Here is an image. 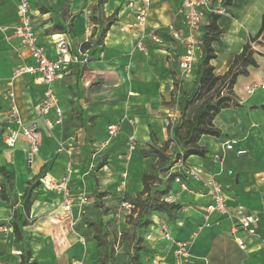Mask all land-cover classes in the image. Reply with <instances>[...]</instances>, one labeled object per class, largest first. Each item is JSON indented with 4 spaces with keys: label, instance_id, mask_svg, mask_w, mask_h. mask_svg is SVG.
<instances>
[{
    "label": "crops",
    "instance_id": "0c3cea01",
    "mask_svg": "<svg viewBox=\"0 0 264 264\" xmlns=\"http://www.w3.org/2000/svg\"><path fill=\"white\" fill-rule=\"evenodd\" d=\"M17 1L0 0L1 26L11 28L16 25ZM73 1L75 0H71V2ZM128 1L123 0L118 9L114 10L117 11V15L115 13L114 16V24L109 27L103 40V46H107L110 50L114 51L117 49L116 47L119 49L123 47V54L126 58L93 61V50L90 49L86 64H69L62 78L56 82L60 83L67 91L77 78L91 82L96 77L113 75L116 80L115 88L107 89L108 92L103 94L107 97L115 94L121 100L125 99L115 105L114 109L117 110H111L119 114L118 120L106 125L107 127L110 124H119V134L115 138H106L96 142L97 147L95 154L92 155V163L86 170L80 167L70 168L67 155L60 153V155L52 156L53 147L58 142L65 144L71 150L82 149L84 152L86 128L84 125L71 126L72 113L67 110L64 102L62 105L60 104L64 114L61 126L55 125L52 113L47 114L43 119L40 116L39 107L45 88L33 76L23 75L14 79L13 90L22 121L26 124L34 123L36 125L39 150L37 153L31 154L29 144L21 136L13 146L5 144L4 138L10 130L15 129L8 120L7 103L2 99L5 83L12 77V72L16 68L31 65L32 60L28 52L16 39L10 36L9 32H0V141L5 146L0 147V167H4L11 177V181L8 182L0 176V184L3 183L6 186L9 198L8 201L0 200V224L11 228L10 231L0 232V243L7 244L13 256H20L23 250L19 248L18 244L22 240L20 227L24 233H33L30 231L32 227L40 229L44 227V223H51L49 219L41 216L52 211L56 212V208L60 205L61 195L54 190L55 193H51L50 190L53 183H59L67 176L69 187L74 184L75 178L86 184V177L90 173L92 174L93 164L97 161L99 171L95 173V177L98 178V190L107 192L104 200L106 198L119 200L125 193L136 197L142 190L141 177L147 175L156 163V158H143L139 151L146 150L149 145L159 147L166 141L173 140L172 128L177 125L179 118L178 102L181 98L183 99L184 94L190 93L193 81L192 79L190 82L184 81L177 84L179 90L173 91V82L177 83L179 73L178 59L183 49L176 42L167 38L166 31L169 27L180 28L177 16L178 0H169L154 8V11L160 14L159 16L163 20L164 24L162 25L158 23L151 25L148 13L147 31L157 30L162 42L155 44L145 40L147 53L140 52L135 48L139 31L134 27L133 11L139 7L141 0H131L134 5L133 10L127 7ZM29 2L36 33L50 55H55L52 40H56L58 36L69 41L74 51L79 44L88 39L89 35V41L95 39L94 30L90 32L89 27L83 21L85 17L88 22L87 16L82 15V17L75 18L73 27H67L61 32L54 31L52 29L56 23L47 22V14L45 12L38 14L32 0ZM169 7L171 19L165 17L164 14V11ZM112 37H115L117 46L113 45ZM101 53L103 56V51ZM256 62L257 69L249 70L247 77L239 76L236 80L233 92L238 107L235 110L221 111L214 120V125L221 131L220 138L208 136L200 138L199 145L208 151L206 158L200 159L191 156L185 161L186 166L189 165L190 169L198 174L199 179L191 177L182 179L187 186L185 191L173 182L177 188L173 192L174 202L182 206L176 212V216L173 220L165 222L158 215L152 216L154 229H152L148 240L153 246L164 247V253L159 257L163 261L162 264H172L173 246L165 243L158 234L157 230L161 224L166 226L167 232L173 240L190 241L187 264H264V247L260 246V240L242 232L233 233L231 221L225 216L217 213L210 214L208 220L210 226L196 232L197 227L203 223V211L211 202L204 182L215 179L222 187L229 211L256 215L259 218L258 233L261 238H264V89L258 90L257 93L250 96L245 92V87L254 83H264V64L261 61L256 60ZM171 101L174 103L173 105H170ZM231 113L235 115L234 118H231ZM129 137L134 139V146L127 145ZM232 139L237 140L239 148L246 152L244 154L246 161L238 168L235 182L230 179L225 185L221 182V178L227 177L230 172L229 170L225 171V157L230 153L222 152L221 147L224 142ZM176 149L175 143H170L167 154L172 155ZM128 151L130 153L127 161L123 164L126 176L124 182H121L119 181L120 175H118L122 172L121 167L118 168L108 162L113 156H119ZM39 153L40 156H37ZM24 155L33 157L31 166L24 165L22 160ZM212 155L222 157V165L212 161ZM83 157L87 158L86 152ZM100 164L105 165L99 167ZM143 165L145 166L143 167ZM67 169H69L68 174L66 173ZM167 177V172L159 175L161 183L156 189H163ZM38 181L41 184L38 185ZM113 181L120 183V189L123 190L115 189ZM34 183L40 189L37 190L36 187L30 195L24 194L28 184L34 185ZM77 186L81 189V183ZM172 189L171 185V191ZM27 200L31 203L28 214L24 211V203ZM14 214L17 215V218L14 217ZM19 215H21L20 219L25 218L30 222H22V224H27L26 226L17 225L21 233V240L16 239L11 225L12 221L17 224ZM195 232L196 236L191 240V236ZM234 238L240 239L246 249L241 250L236 245Z\"/></svg>",
    "mask_w": 264,
    "mask_h": 264
},
{
    "label": "rangeland",
    "instance_id": "374dc122",
    "mask_svg": "<svg viewBox=\"0 0 264 264\" xmlns=\"http://www.w3.org/2000/svg\"><path fill=\"white\" fill-rule=\"evenodd\" d=\"M122 1L108 0L102 7L96 5V0H75L73 2L71 0H32V3L38 14L43 12L47 14V22L56 23L52 30L61 32L67 27H73L74 19L84 15L88 17V22H86L83 16L85 25L89 27L90 32L94 30L95 35L101 29L106 28L109 23L112 22V25L114 24L115 19L112 13L116 8L118 9ZM166 1L169 0L151 1L149 9V22L150 24L152 23L151 25H155L154 23L164 24L159 16L160 14L154 11V8ZM224 6L227 14L221 15L220 20L217 22L221 33L219 39L212 43L217 56V59L211 62L215 67V73L221 75L225 72L234 55L238 54L242 46L250 41L254 58L264 64V0H230L229 3L228 1L224 2ZM170 7L172 10L171 5ZM170 7L164 11L165 17L169 19H171ZM92 25L95 27L92 28ZM262 27L263 31L259 33ZM112 39L113 45L116 44L117 46L115 37H112ZM95 40L96 38L88 43L91 44L89 48L93 50V61L126 58L123 54V47L120 46L122 49L116 47L117 49L113 51L108 49L107 46H103V41L102 47L96 45ZM102 51L104 54L100 56ZM198 56L199 50L195 52L196 60ZM249 70L252 71V68H248ZM188 81L190 82V80ZM115 82L114 76L110 75L96 77L91 82L77 78L67 91L60 83L52 85L60 104L62 105L64 102L67 110L72 113L71 126L79 127L84 125L86 128L83 149L87 154V158L83 157L84 152L82 149L71 150L60 142L54 145L52 156L60 155V153L67 155L69 159L68 165L72 169L80 167L86 170L90 167L92 155L95 154V148L97 147L96 142L106 138L109 139L105 131L106 125L116 122L119 118V114L111 110L115 108V105L125 101V99L121 100L115 94L109 97L103 94L108 92L107 89L115 88ZM247 88L245 87V92L250 96L253 93H257L258 90L264 89V83H254L249 86V90ZM175 89L176 91L179 90L178 87ZM186 97L187 95L184 94L183 98ZM173 104L171 101L170 105ZM230 109L235 110L236 107ZM192 110L193 107L189 109L187 117H190ZM230 115L232 116L231 118L235 117L233 113ZM0 147H5L1 141ZM129 153L128 151L125 154L113 156L108 162L118 168L121 167L122 172L118 174L121 182L125 180L126 172L123 164L127 161ZM228 153L230 154L225 157V171L229 170L231 173H228L227 177L221 178V182L225 185L228 180L235 179L238 168L246 161L245 155L237 156L234 153ZM174 155V152H172V156ZM37 156H40V153ZM32 159V156L24 155L22 160L25 166H31ZM97 164L98 162L95 161L92 174L90 173L86 177V184L84 181H78L77 178L73 182L74 186L71 183L72 186L70 188L72 190L70 189V194L73 200L68 209H65V203H63V199H60V205L56 208V212L52 211L45 216H41L47 220L49 219L51 223H44V227L40 229L32 227L30 231H33V233H24L22 227H20L22 240L17 242L20 249L30 253L31 258L27 264H30L32 260H36V264H127L132 255L131 234L134 231L139 237L141 246L146 249L145 253L140 254V261L143 264L163 263L159 257L163 255L164 247L161 245L153 246L147 241V237L150 235L147 222H153L154 218L152 216L155 215H158L164 222L171 221L176 216V212L172 208H163L160 212H152L143 217V220L138 221V209L135 208V211L132 212L123 205L126 203L130 204V199L135 197L125 193L119 200L108 198L104 200L107 192L98 190V178L95 177V173L99 171ZM187 167L190 166L187 165ZM79 183H81V189L77 186ZM39 184L41 182L38 181ZM171 184L173 186L172 192H175L177 188L173 183ZM38 185L37 190L40 189ZM119 185L120 183L113 181L115 189L123 190L120 189ZM50 190L51 193H55L52 189ZM58 194L60 193L58 192ZM125 195L127 197L124 200ZM83 197L86 198L85 202L82 201ZM154 197L157 196L154 195ZM144 198V196L141 197V199ZM96 204L98 208H96ZM14 217L17 218V215L14 214ZM20 218L21 215L18 218V226L22 222L30 223L28 219ZM137 223L138 225L136 226L135 224ZM94 236L99 238L100 245H96ZM8 247L7 244L0 243V264H20V256H13ZM105 254L109 258L108 261H103Z\"/></svg>",
    "mask_w": 264,
    "mask_h": 264
},
{
    "label": "built area",
    "instance_id": "2783aa9c",
    "mask_svg": "<svg viewBox=\"0 0 264 264\" xmlns=\"http://www.w3.org/2000/svg\"><path fill=\"white\" fill-rule=\"evenodd\" d=\"M225 0H178L177 16L180 22V28L176 29L169 27L166 31V36L169 40L176 42L181 49L182 54L178 59L179 73L177 76V84L184 81L192 80L196 65L201 58V30L208 22L209 15H226L224 4ZM150 0H141L139 7L133 11L135 25L134 27L139 31L135 48L143 53H147V45L145 42L148 40L151 43L160 44L162 42L157 30L147 31V17L149 13ZM127 7L134 9L133 2L128 1ZM16 19L15 26L9 28L0 25V32H9L10 36L16 39L19 44L28 52L32 60L31 65L21 66L12 72V77L5 83V88L2 94V99L6 101L8 110V120L15 129L9 131L4 138V142L8 146H13L19 136L23 137L29 144L31 154L38 151L39 136L37 128L34 123L26 124L22 121L18 113L15 92L13 90V80L23 76L29 75L38 79L44 86V96L41 101L39 112L40 116L44 119L47 114H54V123L61 126L64 121V114L60 106L59 98L57 97L52 85L62 78V75L67 70L69 64L78 63L86 64L89 59L90 48H82L83 44L89 43V37L86 41L77 46L74 51L69 41L64 37L58 36L53 41L55 48V55H50L45 45L40 41L32 18L29 0H18L16 5ZM146 40V41H145ZM91 45V44H90ZM199 50L198 59H195V52ZM102 56V53L100 54ZM82 58V59H81ZM251 89V88H250ZM249 90V87L247 88ZM120 125L110 124L106 127V134L109 139L115 138L119 134ZM129 147L134 145V139L129 137L127 139ZM238 141L235 139L224 142L221 151L233 152L237 156L244 155L246 152L239 148ZM160 147V146H159ZM179 153V152H178ZM172 156V155H169ZM212 161L223 163L222 157L212 155ZM177 167V170H175ZM69 173V169L66 170ZM229 174L231 172H228ZM177 174L174 183L179 185L180 189L185 191L187 186L182 179L193 178L199 179L198 174L186 166L182 158L172 159L167 175ZM67 176L61 182L53 183L51 189L61 194V199L65 203V209H68L73 200L70 194V187L68 184ZM207 194L211 199L210 204L204 209L202 217L203 223L197 227V231L209 227L208 222L210 214L217 213L227 217L231 221L233 233L242 232L250 237H256L260 240V246L264 247V238H261L258 233L259 218L254 214H244L242 212L232 213L229 211L226 204V197L223 193L222 187L215 179H210L204 182ZM86 198L83 197L82 201L85 202ZM160 202L175 203L173 192L170 190L166 195L159 198ZM128 210H132L133 206L129 203L123 204ZM154 229L151 226L150 232ZM10 227L0 224V232L10 231ZM158 234L162 237L165 243L173 246L172 264H187L189 261L190 241H176L173 240L167 232L164 224L158 228ZM196 232L192 234L191 240L196 236ZM150 239L149 235L147 237ZM149 241V240H147ZM236 245L245 250V244L238 238H234Z\"/></svg>",
    "mask_w": 264,
    "mask_h": 264
},
{
    "label": "trees",
    "instance_id": "16d2710c",
    "mask_svg": "<svg viewBox=\"0 0 264 264\" xmlns=\"http://www.w3.org/2000/svg\"><path fill=\"white\" fill-rule=\"evenodd\" d=\"M107 1L108 0H96V5L102 7ZM226 1L229 3L230 0H225L224 2ZM115 13L116 11L113 12V17ZM220 18V15H209L207 24L202 27L200 37L201 58L194 71L190 93L186 98L178 102L179 122L172 128L173 140L166 141L160 147L149 145L146 150L139 151L143 158H156V163L151 167L147 175L141 177L142 190L135 198L130 199V205L133 206L131 211L134 212L135 208L138 209V221L143 220V217L152 212H160L163 208H172L174 212L180 210L182 207L181 204H169L159 201L161 196L166 195L171 190V183H173L177 174H170L167 177V182L162 190L155 188L161 183L159 175L168 172L172 165L173 158H182L183 161H186L191 156H196L200 159L206 158L208 151L205 147L199 145L200 138L203 136L220 138L221 131L214 125L215 118L223 110L238 107L233 92L237 78L239 76L247 77L248 68H258L250 41L242 46L238 54L234 55L225 72L221 75L215 73V67L211 62L215 61L217 56L212 43L219 39L221 33L217 23ZM111 25L112 22L109 23L106 28L101 29L98 34H95L96 45L102 47V41L106 37V33ZM262 31L263 27L260 28L259 33ZM89 45L90 44H83L82 48L87 49ZM173 86L175 90L177 83L173 82ZM191 107H193V110L191 111L190 117H187V113ZM170 143H175L177 147L174 156H169L167 154ZM104 165L105 164H100L99 167ZM0 176L8 182L11 181V177L4 167H0ZM36 187L37 184L33 186L28 184L27 188L24 190V194L30 195ZM154 195L157 197H154ZM142 196L145 198L141 199ZM125 197H127V195L124 196V200ZM0 200H9L6 186L3 183L0 184ZM30 205L31 203L29 200L24 203V211L26 214L29 213ZM96 208H98L97 204ZM152 223L153 222H147L149 233H151L150 228ZM11 225L16 239L21 240V233L19 232L16 222L12 221ZM26 225L25 223L22 224V226ZM135 225L137 226L138 223ZM94 240L96 241V245H100L97 236H94ZM149 244L151 243L149 242ZM131 249L132 255L127 264H143L139 257L141 253L146 252V249L141 246L139 237L135 231L131 234ZM30 258V253L26 250H22L20 253V264H27ZM108 260L109 258L105 254L103 261ZM30 264H36V261L32 260Z\"/></svg>",
    "mask_w": 264,
    "mask_h": 264
},
{
    "label": "bare ground",
    "instance_id": "6f19581e",
    "mask_svg": "<svg viewBox=\"0 0 264 264\" xmlns=\"http://www.w3.org/2000/svg\"><path fill=\"white\" fill-rule=\"evenodd\" d=\"M145 165H143V167H144ZM48 180V179H47Z\"/></svg>",
    "mask_w": 264,
    "mask_h": 264
}]
</instances>
